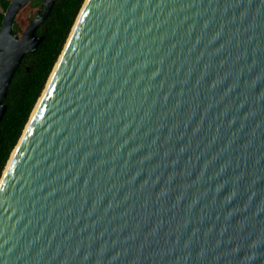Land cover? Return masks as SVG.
I'll use <instances>...</instances> for the list:
<instances>
[{
  "label": "water",
  "instance_id": "1",
  "mask_svg": "<svg viewBox=\"0 0 264 264\" xmlns=\"http://www.w3.org/2000/svg\"><path fill=\"white\" fill-rule=\"evenodd\" d=\"M30 1L0 25V122L56 2L18 33ZM56 64L0 179V264H264V0H85Z\"/></svg>",
  "mask_w": 264,
  "mask_h": 264
},
{
  "label": "trees",
  "instance_id": "2",
  "mask_svg": "<svg viewBox=\"0 0 264 264\" xmlns=\"http://www.w3.org/2000/svg\"><path fill=\"white\" fill-rule=\"evenodd\" d=\"M85 0H56L48 17L38 27L42 41L27 52L17 68L4 101L7 110L0 122V179L31 113L41 96ZM10 0H0V25ZM31 0L27 7H42ZM18 14V15H19ZM38 14V13H37ZM18 17V16H17Z\"/></svg>",
  "mask_w": 264,
  "mask_h": 264
},
{
  "label": "rangeland",
  "instance_id": "3",
  "mask_svg": "<svg viewBox=\"0 0 264 264\" xmlns=\"http://www.w3.org/2000/svg\"><path fill=\"white\" fill-rule=\"evenodd\" d=\"M36 15H37V8L32 6L27 7L24 11H22L16 19L15 27L18 33H22L28 22Z\"/></svg>",
  "mask_w": 264,
  "mask_h": 264
},
{
  "label": "bare ground",
  "instance_id": "4",
  "mask_svg": "<svg viewBox=\"0 0 264 264\" xmlns=\"http://www.w3.org/2000/svg\"><path fill=\"white\" fill-rule=\"evenodd\" d=\"M57 64H58V63H57ZM57 64H56V66H57ZM56 66H55V68H56ZM55 68H54V70H55ZM53 72H54V71H53ZM52 75H53V73H52ZM52 75H51V76H52ZM50 78H51V77H50ZM41 98H42V97H40L39 101L41 100ZM39 101H38V102H39Z\"/></svg>",
  "mask_w": 264,
  "mask_h": 264
},
{
  "label": "flooded vegetation",
  "instance_id": "5",
  "mask_svg": "<svg viewBox=\"0 0 264 264\" xmlns=\"http://www.w3.org/2000/svg\"><path fill=\"white\" fill-rule=\"evenodd\" d=\"M41 10H42V7H41V9H40L37 13L39 14V12H40ZM38 14H37V15H38ZM15 25H16V22H15ZM15 29H16V27H15Z\"/></svg>",
  "mask_w": 264,
  "mask_h": 264
}]
</instances>
